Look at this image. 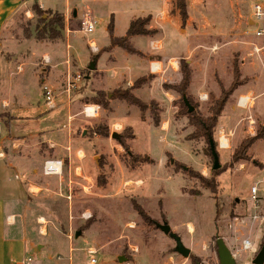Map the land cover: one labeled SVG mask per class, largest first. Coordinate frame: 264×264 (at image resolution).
<instances>
[{
	"label": "rangeland",
	"instance_id": "1",
	"mask_svg": "<svg viewBox=\"0 0 264 264\" xmlns=\"http://www.w3.org/2000/svg\"><path fill=\"white\" fill-rule=\"evenodd\" d=\"M160 1L158 4L155 0H96L92 33L87 35L82 31L80 20L73 22L66 18L59 37L50 43L64 41L68 45L72 38L69 53L76 56V74L85 77L89 74V63L95 59V56H91L88 60L90 53L87 41L95 40L99 45L108 44L96 51L109 52L116 48H109L106 31L111 19L113 34L123 36L129 18L148 14L155 28L160 31L163 50L178 55V76L170 81L166 76L158 80L154 86L159 93L165 91L164 86L177 85L181 80V69L186 70L189 72L186 95L196 107V114L205 118L209 115L213 100H218L221 93L228 91L235 81L237 89L228 97L212 139L215 144L221 130L233 133L229 138L228 150L216 148L219 169L215 172L218 173H212V160L206 153L204 140H185L193 128L187 125L186 117L175 116L179 110L178 94L170 91L176 100L171 109V133L166 135L153 128V117L159 120L160 109L156 101L145 103L151 105L142 115L137 108L119 100L110 106L109 98L106 101L107 107L102 108L93 102L97 99V93H104L106 98V94L114 90H125L132 86L127 87L124 82L113 90L91 92L83 81L80 87L83 108L98 106L104 110L98 122L83 115L71 126L74 132L71 133V139L85 150V166L91 181L88 185L81 181L87 190L80 185L67 184L68 188L66 183L57 181L47 186L48 191H29L31 195L28 204L33 214H17L19 217L16 216V219L17 222L23 219L28 233L33 236L34 246H38V255L30 252L31 264H87L88 256L78 246L83 238L74 242V232L79 229L83 232L93 225L101 226L113 241L121 234L131 233L126 245H117L114 250L116 254L125 257L126 263L139 249L153 246L160 249L166 246L163 252L170 253L178 264H218L216 234L232 255L238 253L236 264H251L260 249L264 231V140L251 145L245 154L246 161L232 163V156L241 142L254 137L264 128V55H251L252 46L259 47L262 42L253 37V28L247 23L253 4L259 0H185L188 15L184 23L180 21L174 0H165V3L164 0ZM161 4L168 11L166 21L160 19ZM168 7H172L171 12ZM33 8H38L42 18L59 14L42 10L37 3L30 4L28 11L31 17L26 19L22 12L18 13L5 37L35 39L37 17ZM85 10L82 9L81 13ZM146 18L149 17H139V20ZM144 29L149 32V35H144L146 37L157 35V31L149 30L148 25ZM152 41L148 46L150 52H162L156 51ZM127 43L138 54L129 39ZM134 45L142 48L146 43L139 38ZM3 50L2 54L10 56L7 47ZM120 51L125 53L121 48ZM105 58V55L101 56L98 69L109 66L108 62L105 64ZM118 59L121 62L123 58ZM233 64L239 71L236 79L233 77ZM149 72L154 74L150 71V65ZM108 78L109 74L103 75V82L109 81ZM138 79L144 80L140 81L142 86L153 80L148 73L147 76L135 77L133 84ZM245 94H252L257 99L249 109H239L236 106L237 99ZM137 97L142 102L147 101L144 90L139 91ZM111 110L114 115L110 114ZM249 116L255 121L252 134L247 133ZM112 120H125L130 127H124L123 124L121 129L115 130L111 127ZM126 128H130V131L125 132ZM104 129L109 134L104 133ZM111 133H117L119 139H112ZM132 135L134 138L129 139L128 136ZM121 142L127 144L128 155L136 160L135 163L124 153L120 147ZM65 152L68 156L70 148L65 149ZM145 159L152 160V163H144ZM47 161L58 160L50 159L44 163ZM68 165L65 161L62 168L66 170ZM189 171L204 180L215 178V192L204 189L202 182L198 178H191ZM43 175L45 180L52 176ZM252 186L258 189L259 200L256 206L250 199ZM85 212H89L91 218L84 220L82 216ZM163 222L180 237L182 245L190 250L188 258L175 253L174 242L155 228V223ZM41 227L45 229V235L35 238ZM243 240L250 242L247 251L241 248ZM46 251L51 254L57 251V255L48 261Z\"/></svg>",
	"mask_w": 264,
	"mask_h": 264
},
{
	"label": "crops",
	"instance_id": "2",
	"mask_svg": "<svg viewBox=\"0 0 264 264\" xmlns=\"http://www.w3.org/2000/svg\"><path fill=\"white\" fill-rule=\"evenodd\" d=\"M155 2L161 3L160 0H155ZM33 3H37L42 10L57 12L65 20L68 18L73 22L79 20L82 9L90 11L93 21L96 16V0H0V264H25L27 259L32 260L31 251L37 255L40 253L36 251L38 246H34L33 236L28 233L23 219L19 222L16 219V216L19 217L17 214H33L28 204L29 195H31L29 191H46L47 186L57 181L70 186L80 185L87 190V187L81 184L83 181L88 185L91 181L88 168L85 166V150L82 145L79 146L77 141H73L70 137L71 133H74L71 126L84 115L80 92L83 81L85 87L91 92H106L123 85L124 82L127 87H131L135 77L147 76L149 73L153 80L132 92L137 97V93L144 90V93H147V101H143L144 103L149 101L158 103L160 124L153 128L166 135L171 133V109L173 101L176 100L172 92L162 90L159 93L154 86L165 76L169 81L176 79L178 55L168 54L163 50L160 31L155 28L148 14L139 17L148 16L150 18L148 29L157 31V35L131 37L129 41L138 54L126 52L123 54L117 47L109 52L97 53L98 49L105 48L108 44L99 45L95 40L87 41H92L97 50L95 53L92 52L86 44L90 53L88 60L91 56L96 58L94 60L95 69L89 72L88 79L83 77L68 99L64 92L66 80L68 77L75 76L78 71L76 56L69 53L72 38L67 45L64 41L51 44L50 41L38 42L33 37L29 40L28 38L17 40L5 37L18 13L22 12L26 19L31 17L28 6ZM159 7L160 19L166 21L168 11L164 4ZM139 17L129 18L128 26L131 21ZM113 36L119 38L124 35L113 34ZM139 38L145 40L146 43L142 48L134 45ZM150 41L154 42L156 51L162 50V52H150L148 47ZM5 47L9 49L7 50L10 54L8 57L2 54ZM102 55L106 56L105 64L107 65L108 62L109 66L98 69L97 64ZM118 58L123 59L119 62ZM151 64L157 67L156 71L152 72L154 74L149 72ZM157 72L160 74H155ZM106 74H109V81L105 83L102 76ZM43 85L48 86L53 92L54 106L51 109L44 103L41 91ZM115 101L117 100H109L110 106ZM89 107L94 110V115L89 119L98 122L104 110L98 106ZM110 112L114 115L112 110ZM123 124L124 127L129 126L125 120L111 121V127L115 130L121 129ZM67 148H70L68 156L65 152ZM50 159L60 161L61 167L58 174L45 180L42 166L44 161ZM65 161L69 164L66 170L62 168ZM41 181H44L43 185ZM83 215L91 218L89 212ZM39 231L35 238L45 235V229L41 227ZM130 235V232L121 234L117 240L113 241L109 239L101 226L93 225L81 232L78 238H74V242L77 243L81 237L83 238L78 246L88 256L87 264L92 258L95 259L96 264H99V261L101 264H178L170 253L163 252L166 246L160 249L155 246L139 249L138 253L131 256V260L126 263L125 257L116 254L114 250L117 245L124 247ZM113 242L117 244L113 245ZM88 249L93 250L95 254H88ZM46 253L48 261H52L57 255L55 254L57 251L52 254L47 251ZM119 257H123L125 262L119 263L117 261Z\"/></svg>",
	"mask_w": 264,
	"mask_h": 264
},
{
	"label": "trees",
	"instance_id": "3",
	"mask_svg": "<svg viewBox=\"0 0 264 264\" xmlns=\"http://www.w3.org/2000/svg\"><path fill=\"white\" fill-rule=\"evenodd\" d=\"M174 7L178 12L181 23H184L188 15L186 10L185 0H174ZM32 10L34 15L37 17V21L35 24V39L37 41H53L54 39L59 37V31H61L64 26L63 16L60 14H53L51 17L42 18V13L39 12L38 8H33ZM149 19L150 18L139 20L138 18L136 20L131 21L125 32V35L121 38H116L113 36V22L111 19L106 28L109 38V48L112 49L113 47H118L124 50L128 54H135L131 46L128 45L127 40L135 36L149 35V32L144 29V26L148 25ZM232 70H233V77L234 79H236L239 75V71L234 64ZM140 81H144V80L143 79L136 80L131 88H126L125 90H114L112 93L106 94V98L104 96V93L99 92L97 93V99H95L93 102L95 104H98L102 108H106L107 98H109L110 100H119L124 102L128 106L137 108L142 115V113L146 111L147 107H149L151 104L147 106V104L142 102L140 99H138L131 93L132 90L142 86V83H140ZM188 85H189V72H187L184 69L183 70L181 69L180 82L173 87L164 86V89L165 91H173L179 95L180 97L179 110L175 116L186 117L187 125L193 128V131L187 136H185V140L196 141L199 139H203L206 144V153L212 160L209 143L210 140L213 139L214 130L218 124V118L222 113L223 107L228 97L237 89V85L235 84L234 81L233 84L228 89V91L222 92L221 97L218 100H213L209 108V115L205 118L198 116L196 114V107L193 105L192 101L187 97L186 90ZM183 96H185L189 106L193 108V111L191 113L188 112V107L183 102ZM153 120H154V126L158 127L160 124L158 118L153 117ZM124 131L129 132L130 128H126ZM103 132L109 134V131H107V129H104ZM128 137L129 139L134 138L133 135ZM258 140H264V128L260 129L257 132V134H255L254 137L247 138L243 142H241V144L239 145V147L236 149V151L232 156V163H236L239 160L246 161L247 160L245 155L246 151L251 147V145L254 142ZM120 147L122 148L124 153L128 155L129 150L127 144L121 142ZM214 147L216 151L217 143L214 144ZM128 158L132 163L136 162V160H134L130 155H128ZM144 163H152V160L149 161V159H145ZM212 173L216 175L218 172L214 171ZM189 175L191 176V178H196V179L198 178L204 185L203 187L204 189L210 191L211 193L215 192L216 190L215 178L212 177L210 180H204L199 178V175L194 174L192 171H189ZM155 225L156 223L154 224V226ZM79 231H82V229H79ZM263 239H264V231H263Z\"/></svg>",
	"mask_w": 264,
	"mask_h": 264
},
{
	"label": "built area",
	"instance_id": "4",
	"mask_svg": "<svg viewBox=\"0 0 264 264\" xmlns=\"http://www.w3.org/2000/svg\"><path fill=\"white\" fill-rule=\"evenodd\" d=\"M80 25L82 27V31L85 34H90L94 30V21L92 19L91 13L88 9L85 10V12L81 13L80 15ZM247 23H249L251 28H253V37L257 40H260L262 42L261 46L253 45L252 46V54L256 55H264V0H259V2L253 4L252 6V13L250 19L247 20ZM153 44V43H151ZM89 48L92 52H96V48L92 41L88 42ZM153 49V47H151ZM156 49V47H154ZM150 71L155 72L156 66L150 65ZM83 80V76L81 74H76L72 78H67L64 92L66 96L70 97L71 93L76 89L77 84ZM44 103L49 108H52L54 106V96L52 90L46 86L43 85L41 88ZM264 96V93H263ZM255 98L252 94H245L243 96H239L236 102V106L239 109L247 110L251 107V105L254 103ZM83 114L86 117H91L94 115V110L92 107L85 106L83 108ZM255 129V121L252 119L251 116L248 117V125H247V133L252 134ZM218 139H217V147L218 149L222 150H228L229 149V138L233 136V133L231 131L225 132L224 130H221L218 133ZM61 163L60 161H47L43 165V173L45 175H55L58 174L60 171ZM257 192L258 189L256 186H252L250 188V199L254 203V206H256L257 200ZM256 208V207H255ZM84 219H88L89 216H82ZM243 251H247L250 249V242L248 240L242 241L241 246ZM87 253L90 255H94L95 252L91 249L87 250ZM233 258H237L238 253L232 255ZM25 264H31V260L27 259L25 261ZM89 264H96V261L94 258L89 260Z\"/></svg>",
	"mask_w": 264,
	"mask_h": 264
},
{
	"label": "water",
	"instance_id": "5",
	"mask_svg": "<svg viewBox=\"0 0 264 264\" xmlns=\"http://www.w3.org/2000/svg\"><path fill=\"white\" fill-rule=\"evenodd\" d=\"M73 15L75 16V12L73 13ZM94 69H95V62L93 60L89 63L87 70L90 72L93 71ZM88 78L89 75L87 74L85 76V79ZM183 102L188 107V112L191 113L193 111V108L189 106L185 96H183ZM111 138L118 140L119 136L117 133H111ZM209 147L212 156V170L216 171L217 169H219V160L212 140H210ZM155 226L164 236L169 237L174 242L175 253H177L178 255H180L182 258L185 259L189 257L190 250L182 245L180 238L176 234L171 232L170 227L167 225V223L163 222L162 224H156ZM80 234H81L80 231L75 232L74 238H78ZM215 246H216V256H217L218 264H236L235 259L233 258L231 252L229 251L223 240L217 236V234H216ZM117 261L119 263H124L125 259L123 257H119ZM251 264H264V239L262 241L258 253L252 259Z\"/></svg>",
	"mask_w": 264,
	"mask_h": 264
}]
</instances>
